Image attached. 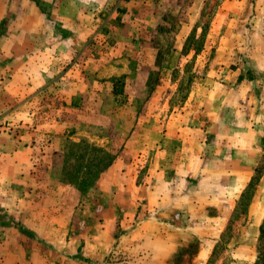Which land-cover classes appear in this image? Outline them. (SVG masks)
I'll return each mask as SVG.
<instances>
[{
  "label": "rangeland",
  "instance_id": "obj_1",
  "mask_svg": "<svg viewBox=\"0 0 264 264\" xmlns=\"http://www.w3.org/2000/svg\"><path fill=\"white\" fill-rule=\"evenodd\" d=\"M166 262L264 264V0H0V264Z\"/></svg>",
  "mask_w": 264,
  "mask_h": 264
},
{
  "label": "crops",
  "instance_id": "obj_2",
  "mask_svg": "<svg viewBox=\"0 0 264 264\" xmlns=\"http://www.w3.org/2000/svg\"><path fill=\"white\" fill-rule=\"evenodd\" d=\"M111 171H112V177H114V180L112 182L113 183L117 182L116 186H112V188L113 187L115 188L117 195H119V193L127 195V198L125 197V199H123L122 202L121 200L118 199L117 196L116 198L114 197L115 199L112 198V211L116 212V214L112 216V220H115L121 216L120 213L117 214L120 210H124V209L131 210L134 208L138 191L134 188L133 171L131 170L123 171L120 169L118 170L117 165L112 166V170L110 169L108 172H111ZM108 174L110 173H106V175ZM174 194L176 195L174 198H172L173 200L172 207L178 208L177 210L182 211L181 213H178V211L176 210L181 222H184V225H186L184 227H188L191 222V217L193 215L191 214V212H189V203L187 204V202H184V201L190 198L191 193L189 191H186L182 193L177 192ZM187 231H189V227ZM188 236L189 235L186 234L184 235L183 238L186 239L188 238ZM179 243H181L180 240H178V244ZM166 258H169V257H166ZM165 264H167V262Z\"/></svg>",
  "mask_w": 264,
  "mask_h": 264
}]
</instances>
